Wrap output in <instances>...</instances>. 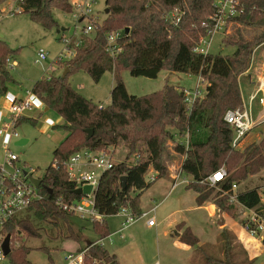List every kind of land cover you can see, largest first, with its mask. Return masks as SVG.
I'll return each instance as SVG.
<instances>
[{
    "label": "trees",
    "instance_id": "16d2710c",
    "mask_svg": "<svg viewBox=\"0 0 264 264\" xmlns=\"http://www.w3.org/2000/svg\"><path fill=\"white\" fill-rule=\"evenodd\" d=\"M5 1L9 0H0V16ZM236 1L237 14L227 20L234 22V27L222 39V44L234 47V51L231 55H204L194 52V48L210 27L215 0H105L106 17L101 24L90 35L72 39L79 44L70 45L74 46V54L63 61L68 68L67 74L64 77L49 75L34 82L31 91L47 109L63 119L61 127L66 135L53 149L52 162L41 176L38 190L42 199L27 211H32L35 220L57 230H63L60 228L63 225L69 238L79 240L84 236L87 243L82 248L85 250L83 264H118L116 255L97 243L111 233L106 218L116 214L121 207H129L133 213L141 212L140 196L154 182L145 180L149 168L156 172V179L168 172L163 159L168 139L184 138L186 132L189 133L187 146L182 141H177L174 146L176 153L184 155L181 171L192 178L186 187L197 193L198 204L211 197L223 212L232 213L235 203L220 190L211 196L215 187L202 180L226 166L227 177L220 187L222 191H230L235 181L264 169V134L258 142L248 144L239 152L231 146L233 132L223 119L227 109L242 106L241 75L249 67L251 50L264 42V0ZM18 6L20 12L28 13L32 21L46 29L56 25L53 8L65 12L71 10L69 0H19ZM173 7L184 11L176 26L163 17V11ZM203 22L207 25L203 26ZM125 27L129 28L126 35ZM118 30H122L118 39L120 50L111 55L107 34ZM15 53V49L0 39V96L13 82L8 63ZM164 68L194 74L206 82L204 95L196 98L190 109L184 101L183 88L167 83L161 90L143 96L127 92L121 77L123 70H128L132 76L155 78ZM77 70L86 71L95 82L106 71L113 74L108 105L93 103L71 86L67 75ZM24 120L22 118L20 122ZM87 130H92L90 137ZM121 142L128 147L125 158L102 174L94 194L95 207L106 218L102 222L90 221L62 211L55 204L57 198L70 202L81 197L73 193L76 184L69 180L62 163L80 149L103 150ZM132 154L137 159L129 161ZM55 162L57 167L52 166ZM121 176H126L124 187ZM257 189L258 186H254L240 190L236 194L237 201L246 208L264 211ZM71 218L85 221L87 225L78 222L75 230ZM16 226L29 237L41 236L39 229H43L33 225L29 218L18 217L2 231L6 230L11 236ZM82 230L84 235L79 233ZM224 233L220 235L221 244L228 256L230 245L227 237L224 240ZM179 240L195 247V252L201 254L200 264L220 263L206 249L209 244L199 245L198 238L190 230L185 229ZM29 251L30 248L23 244L13 248L6 256L9 264H33L27 259Z\"/></svg>",
    "mask_w": 264,
    "mask_h": 264
},
{
    "label": "rangeland",
    "instance_id": "374dc122",
    "mask_svg": "<svg viewBox=\"0 0 264 264\" xmlns=\"http://www.w3.org/2000/svg\"><path fill=\"white\" fill-rule=\"evenodd\" d=\"M105 0H95V8L99 10L102 21L106 17L105 14ZM19 0L5 1L2 5V13L0 16V39L4 40L6 44L15 49L16 53L11 60L16 61L14 67H8L9 73L13 78V82L8 84V91L6 93L25 95L26 90H31L34 82L40 78L48 77L49 75L59 76L62 75L65 70V62L57 61V57L60 53L66 54V42L64 39H69V29L75 28L73 38L85 37L81 32V27L84 21L78 22L75 20L69 12L59 10L57 8L52 9V16L56 22V25L46 29L40 24L31 20L28 13L17 11L11 13V9L18 5ZM234 27V22H230L225 34L231 33ZM64 28L65 30H60ZM71 38V39H73ZM223 34L215 33L212 37V43L209 49L210 54L231 55L234 51V47L225 46L222 44ZM42 49L47 53L48 59L42 63H36V52ZM67 59V58H66ZM251 73L264 79V42L251 50L249 57V67ZM246 70V71H247ZM241 75V79L247 77ZM121 77L129 94L135 96H143L155 91H159L163 88L165 83L174 85L177 87H184V89L193 91L198 83V76L194 74L184 72H171L167 69H162L157 77L148 78L145 76H132L128 70L121 72ZM240 79V80H241ZM67 80L71 86L82 96L90 99L95 104H101L106 106L110 103V92L113 85V74L110 71H106L99 81L92 80L90 75L84 70L73 71L67 75ZM260 82L259 85H261ZM183 89V90H184ZM199 89L201 90V96L204 95L206 89V82L200 83ZM262 89L254 91L252 94L257 95ZM0 96V124L3 121V116L6 115L5 110V96ZM248 101V95L245 93ZM251 96V95H250ZM255 98V96H254ZM255 101V99H254ZM34 107L31 110L24 112L18 122L25 118L24 121L17 124L15 130L18 137H12L9 140V135H0V165L3 163L4 144L9 140V149L12 153L19 157L17 166L27 168L32 167L35 169L34 175L41 177L48 165L52 162L53 149L60 144L66 135V131L61 127L63 122L56 121L52 123L49 128L44 129L43 126L46 122H52L59 116L55 111L51 109L45 110V106L41 100L37 97L33 100ZM254 103V102H253ZM252 103V106L256 108V104ZM253 114V111H252ZM31 119L32 121H29ZM243 138L240 145L237 147V151L241 152L248 144L258 142L260 137L264 134V119L260 120V123L255 124ZM54 124V125H53ZM172 132L174 129L170 128ZM25 138L28 141L23 145H15V141ZM175 140L168 139L165 143V149L163 153V159H165L168 170H173L176 173L180 172L181 162L184 155L176 153L174 146L177 141L184 142V138L180 136H174ZM145 149L144 146H141ZM105 150L112 152L115 162L122 161L127 152L128 147L123 143L112 147L109 146ZM143 154L146 152L143 150ZM136 158L132 154L129 157V161H134ZM226 168V166H225ZM169 172V171H168ZM168 172L166 175H168ZM151 174H155L154 170L149 168L148 173L145 175V180L148 181V177ZM157 175V174H156ZM181 175L188 180L189 177L184 172ZM167 176L158 177L151 184L152 189L144 192L141 197L144 213L150 211L148 215H154L157 228H148L145 224V219H141L135 224L125 228L122 231V237L115 233L111 235V241L105 239L104 247L117 256L118 264H191L193 258H199L201 254L195 252L192 249L180 248L174 243V237L171 235L163 236L162 232L167 227L166 223L163 224L162 218L164 215L169 214L176 210L171 203V199L163 201L161 196V186L166 183ZM226 180V179H225ZM186 185V184H184ZM264 185V169L260 172L249 175L244 180L235 181L232 184L233 192L237 194L240 190L246 188L263 186ZM157 190L156 197L151 199L150 191ZM218 192L217 188L212 190V195ZM169 196V195H167ZM217 197V196H216ZM168 198V197H167ZM210 202L214 203V200L210 197ZM232 213L224 212L231 218L237 219L239 224L245 227V221L249 217V212L238 204H233ZM154 209V210H153ZM178 213L175 211L173 217H176ZM115 215L107 217V222L111 226V231L116 227L119 218ZM264 216V211L262 212ZM21 217L29 218L33 225L42 226L41 236L29 237L21 231L20 226H16L14 232L11 234L10 249L17 248L20 245H26L30 248L27 254V259L33 264H63V258L68 252H79L87 243L85 237H81L79 240L69 238L66 236V228L62 225L60 227L63 230H57L50 224L39 222L32 216V211L25 212ZM72 219V227L78 229V218ZM76 219V220H74ZM216 219L206 220V224L202 225L200 232L199 243H214L219 241L218 244H210L206 248L214 257L218 259L219 264H264V234L261 233L257 237V241L253 243H245V246H241L237 243L234 236L228 231H224L223 237H227L229 241V255L225 253V248L220 243V236L215 239V234L218 230ZM74 220V221H73ZM71 221V220H70ZM86 224V223H85ZM87 225V224H86ZM245 230V229H244ZM179 231V230H177ZM82 232V233H81ZM79 232L84 235V230ZM4 237L7 235V231H2ZM89 238V237H88ZM195 248V247H192ZM247 249V250H246ZM10 251V252H11ZM48 251V252H47ZM195 253V254H194ZM228 254V252H227ZM50 258V259H49ZM201 259V257H200ZM1 264H9L8 257H5Z\"/></svg>",
    "mask_w": 264,
    "mask_h": 264
},
{
    "label": "built area",
    "instance_id": "2783aa9c",
    "mask_svg": "<svg viewBox=\"0 0 264 264\" xmlns=\"http://www.w3.org/2000/svg\"><path fill=\"white\" fill-rule=\"evenodd\" d=\"M151 1V0H147ZM95 0H69L71 10L69 13L78 22L84 21L81 27L83 35H90L93 33L95 27L102 22V17L95 8ZM20 7L17 5L11 9V13L20 11ZM106 10V9H105ZM237 1L236 0H215V11L210 16V27L207 29V33L201 36L198 40L194 52L199 54L209 53V49L212 43V37L215 33L225 34L228 29L229 22L227 20L234 17L237 14ZM105 12V11H104ZM184 14V11L179 7H173L165 9L163 11V17L172 26H176ZM203 26L207 23L203 22ZM75 28L73 34L69 39H64L66 42V54L60 53L57 57V61H63L69 59L74 54V46L78 45V41L71 39L74 37ZM122 34V30L112 31L107 34V46L108 50L113 55L120 50L118 39ZM73 44L72 46H70ZM48 55L42 49L36 52V63H42L47 61ZM15 63L9 61L8 67L14 66ZM205 82L198 77V83L193 91L184 89V101L188 108L192 106L196 98H200L201 90L199 89L200 83ZM262 89V84L259 85V90ZM263 90V89H262ZM255 96V98H254ZM256 94L251 95L247 103L242 104L240 107L227 109L224 113L223 119L229 124L232 129L233 137L231 140V146L234 149L240 145L243 138L248 134L250 129L254 125V119L252 114V103L256 99ZM36 96L31 90H26L25 95L21 98H14L6 108L7 113L3 116V121L0 124V135H9V140L12 137H18L15 130L18 120L23 117V114L27 110H31L34 107L33 100ZM256 124V122H255ZM189 133L186 132L184 136L185 145H188ZM9 140L4 144L3 163L0 165V264L6 257L3 253L2 244V230L4 227L14 218L21 217L27 209L35 202L42 199V194L38 190L31 178H38L34 175L35 169L32 167L27 168L26 165L17 166L19 157L12 153L9 149ZM137 159V157H136ZM135 159V160H136ZM115 158L112 152L108 150H93L89 148H83L73 153L68 157L66 161L62 163V166L67 172L69 180L75 182L76 188L84 185H90L91 191L86 196H81L78 200L64 202L61 197L57 198L55 204L66 213L77 216L81 219L90 221L102 222L106 216L101 214L95 207L94 194L98 187L99 180L102 174L111 169L115 164ZM53 167H57V163L52 164ZM155 172V171H154ZM181 169L179 173H176L172 182V186L175 187L179 184H187L190 180L181 175ZM148 173V172H147ZM146 173V174H147ZM157 175L151 174L148 177L147 182L155 181ZM227 172L224 167L219 168L216 172L207 176L202 180L209 186L215 187L223 194L228 196L230 202L236 203L245 208L250 214L245 221V231L252 238H257L261 233L264 234V216H262L263 209L259 211L254 208H246L237 201L236 193L233 192V188L230 191H222L220 185L225 181ZM260 203H264V185L257 189ZM154 210V209H153ZM150 211L144 213H133L129 207H121L116 214L122 218L120 228L116 231L120 236L122 231L135 224L141 219H145L148 226L155 224V218L153 215L149 216ZM111 233L102 239H99L97 243L104 246V240L111 241ZM264 240V237H262ZM11 240V238H10ZM10 246V243H9ZM11 251V249H10ZM85 250L79 252H68L63 258V264H83V256Z\"/></svg>",
    "mask_w": 264,
    "mask_h": 264
},
{
    "label": "crops",
    "instance_id": "0c3cea01",
    "mask_svg": "<svg viewBox=\"0 0 264 264\" xmlns=\"http://www.w3.org/2000/svg\"><path fill=\"white\" fill-rule=\"evenodd\" d=\"M10 62L15 63V65H16L15 60H11ZM14 66H12V67H14ZM243 76L244 77L247 76V77H245L243 79L240 78L241 79L240 80V90H241L242 104L248 102V101H245L246 95H244V94L247 93L248 99H249L250 95H252V93L254 91L258 90L259 84H260V82H262L261 84H262L263 91L258 92L256 99L254 101V103L256 104V108H254L252 106L253 115L255 118L256 125H257L258 123H260V120L262 118L264 119V85H263L264 79L261 80L260 77L256 76V74L254 75L253 73H251L250 70H247ZM182 88L184 89V87H182ZM21 97H22V95L6 93L5 100H4L5 101V107H4L5 110L14 98H21ZM99 105H101V104H99ZM45 110H46V108H45ZM3 115L4 114H2V117H3ZM56 121L63 122V119L60 116H58L56 118V120H53L52 122H46V124H44L43 128L44 129L49 128V126L52 123H56ZM27 141H28V139H27ZM168 171H169L168 175H166L167 176L166 183L163 185H160L161 186L160 187L161 188V196H163L160 203L163 204L164 203L163 201L165 199H166L165 201H168L171 199L170 204L176 208L175 211L178 213V215L176 217H173V215L175 213V211H173V212L163 216L161 221H163V224L166 223L165 227H167L162 232L163 236H167V235L171 236L172 235L174 237V243L178 247L194 250L195 248H192L193 246H190L189 244H186V243L179 240L181 234L185 231V229H188L198 238V240H200L199 236H200V232L202 230L201 224L203 223V225H205L206 220L211 219V218H213V219L217 218L216 223L218 225V230L215 234V239H217L222 234V232L228 231L230 234H232L234 236L237 243L241 246H245L244 244L248 243V242L253 243V242L257 241V238H252L251 236L248 235V233L239 224L237 219H234V218H231L230 216H228L226 213H224L223 211L218 209L214 203H212L210 201H206L203 204H198L196 201L197 193L194 190H192L191 188H187L186 185H184V184H179V185H176L175 187H173L172 182H173V179L175 176V172L173 170H168ZM189 177H191V176L189 175ZM259 187L260 186H258V188ZM151 189H152V187L150 186L145 191L151 190ZM144 192L140 196V210L141 211H144L143 210L144 208L142 206V201H141V197L143 196ZM156 192H158V191L157 190L150 191L149 195H150L151 199H154L156 197V195H158V194H156ZM167 195H169V196H167ZM115 216L117 218H119V220L117 222L116 227L113 228V231H111L112 234H115L116 231H118V229L120 228L121 221H122L121 217H119L117 215H115ZM149 216H151V215H149ZM154 218H155V216H154ZM145 224L147 225L146 221H145ZM157 226H158V223L156 222V219H155V224L153 226L147 225L148 228H155V229L157 228ZM111 228H112V225L110 226V230H111ZM177 230H179V231H177ZM122 236H120V237H122ZM225 239L226 238H224V240ZM224 240H222V242H224ZM218 242L219 241H217V242L215 241L214 243H204L201 245H206V244H209V245L212 244L213 245L216 243L218 244ZM220 243H221V241H220ZM198 244L200 245L199 242H198ZM117 260H118V258H117ZM200 262H201L200 257L198 259L193 258L191 264H200Z\"/></svg>",
    "mask_w": 264,
    "mask_h": 264
},
{
    "label": "water",
    "instance_id": "95a60500",
    "mask_svg": "<svg viewBox=\"0 0 264 264\" xmlns=\"http://www.w3.org/2000/svg\"><path fill=\"white\" fill-rule=\"evenodd\" d=\"M60 30H65L64 28H61ZM129 31V28L128 27H125L124 29V35H126ZM69 34H73L74 32V27H71L69 29ZM68 72V68H65L62 76L64 77ZM46 110H47V107H45ZM88 132V137H90L92 135V130H87ZM27 142V139L25 138H21V139H18L17 141H15V145H23ZM32 182L36 185V186H39V184L41 183V179H38V178H31ZM125 182H126V176H121V184H122V187H124L125 185ZM91 191V186L90 185H84L82 187H77L73 190V193L76 194V195H79V196H86L90 193ZM10 234H7L3 241H2V244H1V247H2V250H3V253L5 256H7L9 253H10V246H9V243H10Z\"/></svg>",
    "mask_w": 264,
    "mask_h": 264
},
{
    "label": "bare ground",
    "instance_id": "6f19581e",
    "mask_svg": "<svg viewBox=\"0 0 264 264\" xmlns=\"http://www.w3.org/2000/svg\"><path fill=\"white\" fill-rule=\"evenodd\" d=\"M263 85H264V81H263ZM252 239V238H251ZM253 240V239H252Z\"/></svg>",
    "mask_w": 264,
    "mask_h": 264
}]
</instances>
